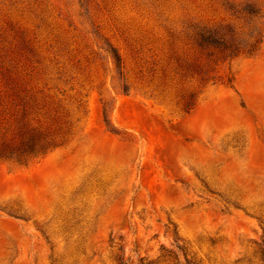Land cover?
I'll use <instances>...</instances> for the list:
<instances>
[{
    "label": "rangeland",
    "instance_id": "obj_1",
    "mask_svg": "<svg viewBox=\"0 0 264 264\" xmlns=\"http://www.w3.org/2000/svg\"><path fill=\"white\" fill-rule=\"evenodd\" d=\"M219 24L260 32L259 50L214 84L182 77L192 27ZM11 89L66 135L0 161V264H171L163 248L185 264L175 246L191 264H264V0H0Z\"/></svg>",
    "mask_w": 264,
    "mask_h": 264
},
{
    "label": "trees",
    "instance_id": "obj_2",
    "mask_svg": "<svg viewBox=\"0 0 264 264\" xmlns=\"http://www.w3.org/2000/svg\"><path fill=\"white\" fill-rule=\"evenodd\" d=\"M240 12L247 17H257L258 10L243 8ZM193 55L190 59H177V68L181 76L198 75L201 84H207L215 78L210 72L218 65L231 62L242 56H253L262 42L260 32H252L247 40H241L233 29L227 25H194L189 34ZM113 59L117 66L121 60L115 50L111 49ZM1 79L13 83L21 80L19 76L2 74ZM230 82V81H229ZM0 91V161L25 165L40 158L59 147L65 139V131L61 128L45 125L38 118V112H33L35 106L29 95L22 94L19 90L11 89ZM5 97L10 101H6ZM182 109L189 113L194 107V94L182 98ZM33 113H36L34 116ZM175 248L183 253L185 264H191L180 246ZM160 257L169 260L171 264H180L178 257L164 248ZM264 254V251L262 252ZM117 264H126L120 258H116ZM142 263V260H140ZM148 264H152L149 262Z\"/></svg>",
    "mask_w": 264,
    "mask_h": 264
}]
</instances>
